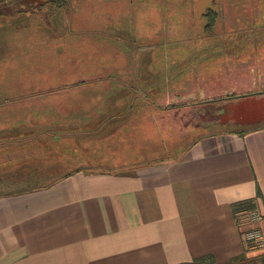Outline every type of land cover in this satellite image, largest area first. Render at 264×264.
<instances>
[{
  "label": "crops",
  "instance_id": "obj_1",
  "mask_svg": "<svg viewBox=\"0 0 264 264\" xmlns=\"http://www.w3.org/2000/svg\"><path fill=\"white\" fill-rule=\"evenodd\" d=\"M1 15L0 264H264V0Z\"/></svg>",
  "mask_w": 264,
  "mask_h": 264
},
{
  "label": "rangeland",
  "instance_id": "obj_2",
  "mask_svg": "<svg viewBox=\"0 0 264 264\" xmlns=\"http://www.w3.org/2000/svg\"><path fill=\"white\" fill-rule=\"evenodd\" d=\"M29 1H31V3H36V2H38V1H41V0H29ZM30 4V2H28V1H24V0H14L13 1V4L11 5L12 7H15V8H17V9H24V8H26L28 5ZM2 16V15H1ZM0 16V17H1ZM3 17H5V16H3ZM12 17V16H11ZM1 19V18H0ZM3 19H5V18H3ZM6 22V21H5ZM4 22V23H5ZM14 25L15 24V26H28V27H34L35 25H36V23L35 22H29L28 24L25 22V17H16V18H12L11 19V22H9L8 24H6V25ZM3 24H0V39H2V38H4L5 37V35H1L2 34V31L3 30H1V26H2ZM6 25H3V26H6ZM9 25V26H10ZM204 36V35H203ZM203 36H202V38H203ZM128 39H127V42H124V51L126 52V53H128V54H133L134 53V48H136L135 46L137 45V43H135V35H133V37L131 38L130 37V35H128V37H127ZM131 39H134V42H130V40ZM4 41H6L5 39H3ZM127 44V45H126ZM225 68H228V69H230V71H229V73H228V77L230 78V74H231V69L233 68L234 69V67H225ZM243 67H236V69H237V71L239 70V69H242ZM246 74V73H245ZM231 82L230 81H228L227 82V87H226V91L225 92H227V93H229L230 95L232 94V91H231V89H230V86H231ZM228 88V89H227ZM264 99V98H263ZM149 99H147L146 100V102L148 101ZM152 104V103H151ZM264 106L263 105H259V106H255V107H245L244 109L242 108V117H244V118H247L249 121H257V120H259L260 119V117L261 116H263L264 115V111L262 110V108H263ZM221 116V118H223L224 116H228V115H223V114H221V115H219V117ZM127 142H128V144L129 145H132L133 144V142L128 138L127 139ZM38 181H43L42 179H39Z\"/></svg>",
  "mask_w": 264,
  "mask_h": 264
},
{
  "label": "built area",
  "instance_id": "obj_3",
  "mask_svg": "<svg viewBox=\"0 0 264 264\" xmlns=\"http://www.w3.org/2000/svg\"><path fill=\"white\" fill-rule=\"evenodd\" d=\"M260 218L255 210H239L236 212V219L239 224H250ZM244 242L251 248L264 251V229L249 228L243 233Z\"/></svg>",
  "mask_w": 264,
  "mask_h": 264
},
{
  "label": "trees",
  "instance_id": "obj_4",
  "mask_svg": "<svg viewBox=\"0 0 264 264\" xmlns=\"http://www.w3.org/2000/svg\"><path fill=\"white\" fill-rule=\"evenodd\" d=\"M13 1L14 0H0V15L3 13L5 14V12H7L13 8L11 6L13 4ZM26 1L30 2L29 0H26ZM36 6L39 8L38 4H36Z\"/></svg>",
  "mask_w": 264,
  "mask_h": 264
}]
</instances>
